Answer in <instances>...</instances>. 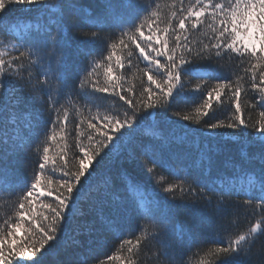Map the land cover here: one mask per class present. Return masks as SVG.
<instances>
[{
  "label": "snow or ice",
  "instance_id": "1",
  "mask_svg": "<svg viewBox=\"0 0 264 264\" xmlns=\"http://www.w3.org/2000/svg\"><path fill=\"white\" fill-rule=\"evenodd\" d=\"M170 8L0 0V264L264 257V0Z\"/></svg>",
  "mask_w": 264,
  "mask_h": 264
},
{
  "label": "trees",
  "instance_id": "2",
  "mask_svg": "<svg viewBox=\"0 0 264 264\" xmlns=\"http://www.w3.org/2000/svg\"><path fill=\"white\" fill-rule=\"evenodd\" d=\"M89 3H95L96 0H88ZM156 3L159 5L160 11L163 14H168L171 11V4L173 0H156ZM15 15V13H13ZM29 21H22V23H28ZM199 37H193V39H198ZM2 50V49H0ZM78 71V67H74L73 75L75 72ZM195 105L190 104L188 108L183 110L182 114H189L194 115ZM103 114V112H101ZM152 117L149 118V121L145 123V131L147 135L158 134L159 129L152 126L151 121ZM184 126L181 127L179 124L176 125H169L165 128V134H173L175 136H183L187 133L189 144L188 146L195 150V141L198 136V132L196 131L197 127L194 123L183 122ZM12 205L5 197L0 196V218H2L5 214L11 211ZM249 224L248 218L244 215H241L239 220V227L241 229H246ZM116 247H118V241L115 239H110L108 245L101 250L102 254H111L115 251ZM261 244L258 242L256 249H254L253 256H252V264H264V257L260 254Z\"/></svg>",
  "mask_w": 264,
  "mask_h": 264
}]
</instances>
